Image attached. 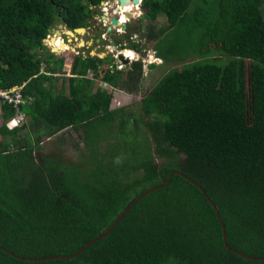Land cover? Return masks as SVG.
Segmentation results:
<instances>
[{
	"label": "trees",
	"instance_id": "1",
	"mask_svg": "<svg viewBox=\"0 0 264 264\" xmlns=\"http://www.w3.org/2000/svg\"><path fill=\"white\" fill-rule=\"evenodd\" d=\"M100 1L0 0V88L21 85L22 95L31 97L20 109L33 133L20 145L15 135L23 124L7 128L13 109L0 102V136L9 137L0 142V245L24 257L70 254L174 168L215 204L230 248L264 257V0H141L143 19L164 20L147 25L145 38L161 60L179 66L141 95L139 119L126 130L121 116L129 112L110 108L111 93H138L141 61H131L123 72L107 68L109 63L103 67L108 57L76 54L66 71L64 55L41 44L54 21L68 30L88 26ZM94 78L106 88L93 89ZM116 118L120 139L100 156L91 153L82 177L75 167L42 166L31 156L43 129L50 135L69 126L92 144L110 134ZM137 122L146 140L125 139L139 135ZM152 153H181L184 159L175 167L158 166ZM130 171L138 176L128 180ZM0 264L264 261L226 251L208 202L171 174L166 186L135 201L105 236L75 257L30 262L0 250Z\"/></svg>",
	"mask_w": 264,
	"mask_h": 264
},
{
	"label": "rangeland",
	"instance_id": "2",
	"mask_svg": "<svg viewBox=\"0 0 264 264\" xmlns=\"http://www.w3.org/2000/svg\"><path fill=\"white\" fill-rule=\"evenodd\" d=\"M100 2L98 3V5L100 4ZM137 2H138V0H137ZM136 4L137 3H135L134 5H136ZM98 5H96L94 7L95 11L93 14L96 17H94L91 20V22L88 21L87 33H73L72 39H70L69 37L68 38L71 41L70 42L71 45H77V47H80V51L84 52L85 54L88 51L91 54L94 53L96 55H100L102 58L108 57L107 61L102 64L103 67L107 63L111 62V63L116 64V65H114V67H115L114 70H116V71L122 70L124 72L132 60L135 61V59H137V58H139V59L142 58L144 51H141V52L138 51V54H133L132 55L133 58L130 60L128 59L126 64H124L122 62L120 64H118V62H117L118 58L115 59V54L117 52H120V54H122L123 56H125L127 58L128 54H129L127 49L121 48L120 46H118V44H115L114 47H107L108 48L107 49L104 45L105 44L107 45L108 39H104V40L100 41L99 44L93 43L92 42L93 36H96L98 31H99V28L103 27L102 22H99L101 17H98V15L100 14V9L96 10V7ZM100 5H102V4H100ZM109 5H111V4H109ZM134 7L135 8H132L133 12H130V10H128V9H124V10H128L130 12V14H132V16H131V18H129V22L126 23V27L124 28L125 32L120 31L113 36L115 38L114 41L119 42L118 36H120L121 37L120 42H122L125 39H127L128 34L136 33L138 35V38H136V41L139 43L141 41H143L145 43V45H143V43H142L141 47L144 46L143 47L144 49H146V48L153 49L152 48V41L145 38V35H144L145 28L147 25H152L153 27L159 26L164 22V20L161 16H158L155 21L148 22L140 16V14H141L140 4L137 7L136 6H134ZM107 14H110V11H108ZM126 17H128V16L125 13H122V15H120V18H126ZM121 23H122V21H121ZM58 24H60V23L57 21H54L53 25L47 31V34L49 35V37L47 38V40H44V42L46 41L53 50H60V49H58L59 44H61V46H59V47H62V46H64V44H66V41H65L66 35L63 31V27L58 28ZM117 27L121 29L120 26L117 25ZM128 30H130L131 32H127ZM63 33H64V35H63ZM58 35L61 36L63 42L61 41L60 36H58ZM121 35H124V36H121ZM86 42H88V43H86ZM124 43H126V45H127L129 43V41L128 40L124 41ZM45 48L47 49L46 46H45ZM67 50L68 49L58 53V55H61V54L64 55V60L66 61V64H68V62H69L68 61L69 57L74 54L73 51H69V50L67 51ZM110 50H112V51H110ZM35 53H38V52L36 51ZM65 53H67V54L65 55ZM188 59H190V58H188ZM159 60H160L159 62L158 61H152L153 64L151 67H147L145 65L142 66V74H141V77H140L139 83H138L139 91L137 94L127 93L123 90H113L112 91L109 106L110 107H120L121 106V107H123L124 111L129 112V114L127 116H121V118H125L124 125L122 126V128L124 130L127 129L129 122L133 118H135L136 121H138V119H139V116H140V114H139V99H140L141 95L148 91L150 86L161 76V74L163 72H165L168 68L174 67L177 65V64L173 65L174 64L173 61L164 62L160 58H159ZM177 66H179V65H177ZM122 76H124V75H122ZM97 84H98V82H95V85L100 87V85H97ZM128 84H129V87H132L134 83L130 82ZM100 88H102V87H100ZM119 120H120V118H116L112 121V125H111L112 130L107 137H104V135L101 137H98L94 141V143H92V144L91 143H85V141L82 138L81 133L80 132L78 133L77 130H74V128H71L69 126H68L69 128L67 129L68 131H70L68 133V135H66L64 133V131H60V133L58 135V137H59L58 140L47 141L48 137L42 136L41 143H39L40 145L38 146V148H36V149L33 148L31 151L32 158L34 161H37L41 164L47 163V164H51L54 166H59V167L64 168V169L75 167L76 169H78V171L80 173V177H82L83 175H85V173H87V171L91 167V163H92V161L90 159L91 153L94 155L97 154L100 156L101 154H103L105 152V150L108 149L110 143L113 142V140L120 139V131L118 133V130H117V124H119ZM137 124H138V129H139V135H136V137H135V136H132L131 133H128L129 136H127L125 134V139H134V140H141V141L146 140V133L145 132L143 133V125L138 123V122H137ZM32 135H33V133L30 131V128H28V129L23 128V130H20V132L18 134V140H19L20 145L23 142H27L28 139H31ZM8 139H9L8 136H0V142H2V143L3 142L6 143L8 141ZM90 148H92V149H90ZM10 150H12V149H10ZM152 154H153V161L158 166L171 165V166L175 167V166L180 165L184 159L183 158L184 156L181 153L172 154L171 156H158L154 153H152ZM134 176H138V174L130 171L127 174V179L130 180ZM127 179H125V180H127Z\"/></svg>",
	"mask_w": 264,
	"mask_h": 264
},
{
	"label": "water",
	"instance_id": "3",
	"mask_svg": "<svg viewBox=\"0 0 264 264\" xmlns=\"http://www.w3.org/2000/svg\"><path fill=\"white\" fill-rule=\"evenodd\" d=\"M115 1V5H114V12H124V4H129V0H113ZM134 0H130V2H132ZM128 17H130V14H128V12L125 13ZM101 17H105V15H101ZM110 25L114 26L117 24L118 19H116V17L112 14L109 16L108 18ZM121 26V30H124L125 28V24L122 22L120 24ZM62 25L58 24V28H61ZM115 27V26H114ZM108 30L111 29L112 31H114L113 27H106ZM64 33L67 36H70L69 38H71L73 36V33H86L87 32V28L86 27H75L71 30H68L66 28H63ZM78 47H73V49L76 51ZM65 49H60V50H53L51 47L50 49H48V52H52V53H56L58 54L61 51H64ZM90 53V52H89ZM91 54V53H90ZM92 55H96V54H92ZM98 57L101 58L100 55H97ZM117 58L120 62L126 64L127 63V59L123 58L122 55L120 53H117ZM171 174H176L180 177H182L183 179H185L187 182H189L190 184H192L193 186H195L198 191L200 192V194L202 195V197L208 202V204L210 205V207L212 208L214 215L216 217V220L219 224L220 227V238H221V243L223 248L230 252L233 253L245 260H251V261H264V257H254V256H249L246 254H243L242 252L230 248L227 244H226V237H225V229H224V225L220 219V217L218 216V212H217V208L215 206V204L211 201V199L204 193L203 189L201 188V186L196 183L195 181L191 180L189 177L183 175L181 173V171L177 170V169H170L166 176L164 181H162L160 184L157 185H153L150 186L146 189H144L141 193H139L137 196H135L131 201H129V203L127 204V206L114 218V220L112 221L111 224H109L102 232L98 233L95 237L91 238L90 240H88L86 243H84L81 247L77 248L75 251H73L70 254H54V255H48V256H42V257H24V256H19L16 254L11 253L8 249L4 248L3 246L0 245V250L7 253L8 255L18 259V260H23V261H42V260H49V259H70L75 257L78 253H80L83 249H85L86 247H88L90 244H92L93 242L97 241L98 239L102 238L103 236H105L110 230L111 228L120 220V218L126 214L129 210V208L132 206V204L137 201L138 199H140L141 197H143L144 195H146L147 193H149L150 191L162 188L164 186H166L169 182L170 176Z\"/></svg>",
	"mask_w": 264,
	"mask_h": 264
},
{
	"label": "built area",
	"instance_id": "4",
	"mask_svg": "<svg viewBox=\"0 0 264 264\" xmlns=\"http://www.w3.org/2000/svg\"><path fill=\"white\" fill-rule=\"evenodd\" d=\"M140 2H141V0H138L137 4L139 5ZM100 4H102V5H100L101 6L100 12H102V14H104L105 17H108L109 14H107V12H108L107 11V6H109V4L115 5L116 3L113 0H101ZM137 4L134 5V6H138ZM112 13H116V12H114V9H112ZM122 13H126V12H123V11L119 12V17L117 19H118V21L120 20L126 25V23L129 22V18H131L132 14H130V12H129L130 17L120 18V15H122ZM101 22H102V24L104 23L103 21H101ZM109 26L113 27L114 31L117 30L118 32H120V31L125 32L124 30H121L120 28H118L116 26L114 27V26L110 25V23H109ZM48 37H49V35L46 34L45 37L42 38L41 44L44 47L46 46L48 49H50L49 44L46 41L44 42V40H47ZM136 38H138V35L136 33H134V34L130 33V34L127 35V39H125L124 41L128 40L129 42L136 43L138 49H134L130 43H128L126 45V43H124V41H122V42L119 41L118 42V46H120L121 48L127 49L128 52H129L127 58L121 54L122 57L126 58L127 60L128 59L130 60V59L133 58L132 57L133 54H138V51L139 52L144 51L142 58L139 59V58L136 57L137 59H135V60H140L141 63H142V66L143 65L147 66L148 64H153L152 61H158L159 62L160 61L159 57L155 54V51L153 49H150V48L144 49L143 48L144 46L141 47V44L143 43V45H145V43L143 41H141L140 43L137 42ZM61 41H62V39H61ZM104 46L107 48V47H114L115 45H111V44L110 45H108V44L106 45L105 44ZM65 49L73 51V49L69 48V46L65 47ZM110 51H112V50H110ZM75 52H78V51L76 50ZM117 53H120V52H117ZM117 53L115 54V59L117 58ZM117 62H118V64L121 63L118 59H117ZM114 65H116V64L109 63L107 65V68L115 69ZM88 73H90V71H87V74ZM101 87L102 88H106V84L102 82L101 83ZM30 100H31L30 96H23L22 95V93H21V85H14V86H11V87H8V88H0V102L9 105L13 109V114L6 120V123H5L7 128L20 126L21 124H23L25 115L22 112V110L20 109V106L27 104ZM13 121H15L16 123L13 124Z\"/></svg>",
	"mask_w": 264,
	"mask_h": 264
},
{
	"label": "crops",
	"instance_id": "5",
	"mask_svg": "<svg viewBox=\"0 0 264 264\" xmlns=\"http://www.w3.org/2000/svg\"><path fill=\"white\" fill-rule=\"evenodd\" d=\"M94 17H96V16H94V14H91V17L88 19V21H90L91 22V20L94 18ZM98 17H101V16H98ZM102 18V17H101ZM98 19V18H97ZM114 26H117V25H114ZM125 27H126V25H125ZM87 33V32H86ZM57 35V34H56ZM63 35H64V33H63ZM66 35V34H65ZM58 36H60V35H58ZM68 37H70V36H67L66 35V39H65V41H66V46H69V48H72L73 49V47H77V45H71V41H70V39H72V37L69 39ZM94 37H97V36H93V38H92V42L93 43H95V44H99V42L100 41H102V40H99V39H95L94 40ZM60 39H62L61 38V36H60ZM63 42V41H62ZM86 43H88V42H86ZM131 45H132V42H129ZM59 46H61V44H59L58 45V47ZM64 49H65V44H64ZM78 48H80V47H78ZM65 51V50H64ZM69 51H71V50H69ZM73 52H74V54L73 55H76L77 54V52H75V50L73 49ZM68 53V52H67ZM56 55H58V54H56ZM90 55H92V54H90ZM97 56V55H96ZM102 58V57H101ZM65 63V64H64ZM111 63V62H110ZM108 64V63H107ZM106 64V65H107ZM65 66V67H64ZM67 67V68H66ZM63 68L66 70V71H68V69H69V66H68V64L66 65V61L64 60V62H63ZM91 73H88V74H86V76H89ZM55 75L56 76H58V75H60L59 73H55ZM68 75V73H65L64 74V77H66ZM95 82H98V84L97 85H100V87H101V81L99 80V79H96V78H94V79H92V88H95L96 87V85H95ZM56 83H59L58 81L56 82ZM94 86V87H93ZM64 91H65V88H64ZM110 108H115V107H110ZM25 115V114H24ZM23 128H29V124H28V119H27V116L25 115L24 116V122H23V126H22V128L20 129V130H23ZM69 127L67 126V127H64V128H62V129H59V130H57V131H55V132H53L52 134H50V135H47L46 134V131H45V129H43V131H41L39 134H37L38 136H39V140H38V143H37V145L39 146L40 144L39 143H41V138H42V136H46V137H48L47 138V141H50V140H58L59 139V137H58V135H59V133H60V131H64V133L66 134V135H68V133L70 132V131H68L67 129H68ZM39 129H41V128H39ZM20 130L17 132V134L15 135L17 138H18V134H19V132H20ZM31 131V130H30ZM32 132V131H31ZM31 139H33V135H32V138ZM30 139V140H31ZM9 140V139H8ZM53 141V142H54ZM33 148H35V146L33 145ZM32 148V149H33ZM38 148V147H37ZM10 149H11V147H10ZM36 149V148H35ZM40 150V149H39ZM38 151V150H37ZM31 156H32V154H31ZM36 163H39V162H37V161H35ZM40 165H42V166H44V165H49V164H47V163H44V164H41V163H39Z\"/></svg>",
	"mask_w": 264,
	"mask_h": 264
},
{
	"label": "flooded vegetation",
	"instance_id": "6",
	"mask_svg": "<svg viewBox=\"0 0 264 264\" xmlns=\"http://www.w3.org/2000/svg\"><path fill=\"white\" fill-rule=\"evenodd\" d=\"M135 3H137V0H134V1H132V2H130V0H129V4H124V9H128V10H130V12H133L132 11V8H135L134 7V4ZM138 5V4H137ZM137 7V6H136ZM101 8V6H100V4L96 7V10H98V9H100ZM114 8V5L112 4L111 6L109 5V6H107V11H110V14H109V16L110 15H114L116 18H118L119 17V12H116V13H112V9ZM126 11V12H129V11ZM100 16L101 15H104V14H102V12H100V14H99ZM98 15V16H99ZM109 16L108 17H103V18H100V20H99V22H101V21H103L104 23L102 24V26L103 27H101V28H99V31H98V33H97V37H94V40L96 39H99V40H104V39H108L107 40V44L108 45H115V44H118V42H115L114 41V35L115 34H117L118 33V31L117 30H115V31H112L111 29H106V27H111V26H109V20H108V18H109ZM91 17V16H90ZM120 24H121V21H118L117 22V24L116 25H118V26H120ZM117 27V26H116ZM121 27V26H120ZM86 28H87V26H86ZM121 36H123V35H121ZM119 37V41H120V36H118ZM77 54H79V55H81V56H84L85 55V53L84 52H82V51H80V48H77ZM86 54H88V55H90V53L87 51L86 52Z\"/></svg>",
	"mask_w": 264,
	"mask_h": 264
},
{
	"label": "bare ground",
	"instance_id": "7",
	"mask_svg": "<svg viewBox=\"0 0 264 264\" xmlns=\"http://www.w3.org/2000/svg\"><path fill=\"white\" fill-rule=\"evenodd\" d=\"M65 47H66V44H65ZM58 49H64V47L62 46V47H58Z\"/></svg>",
	"mask_w": 264,
	"mask_h": 264
},
{
	"label": "clouds",
	"instance_id": "8",
	"mask_svg": "<svg viewBox=\"0 0 264 264\" xmlns=\"http://www.w3.org/2000/svg\"><path fill=\"white\" fill-rule=\"evenodd\" d=\"M127 10H125L124 12H126ZM129 13V12H128ZM67 47V46H66ZM47 50H48V48H47ZM66 50V49H65ZM62 52V51H61Z\"/></svg>",
	"mask_w": 264,
	"mask_h": 264
},
{
	"label": "snow or ice",
	"instance_id": "9",
	"mask_svg": "<svg viewBox=\"0 0 264 264\" xmlns=\"http://www.w3.org/2000/svg\"><path fill=\"white\" fill-rule=\"evenodd\" d=\"M16 122L15 121H13V124H15Z\"/></svg>",
	"mask_w": 264,
	"mask_h": 264
}]
</instances>
